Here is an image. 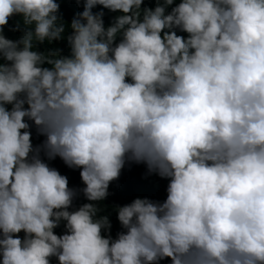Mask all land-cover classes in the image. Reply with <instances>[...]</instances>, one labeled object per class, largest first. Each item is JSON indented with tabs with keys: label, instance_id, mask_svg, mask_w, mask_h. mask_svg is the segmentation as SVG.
Listing matches in <instances>:
<instances>
[{
	"label": "clouds",
	"instance_id": "clouds-1",
	"mask_svg": "<svg viewBox=\"0 0 264 264\" xmlns=\"http://www.w3.org/2000/svg\"><path fill=\"white\" fill-rule=\"evenodd\" d=\"M165 259L264 264V0H0V264Z\"/></svg>",
	"mask_w": 264,
	"mask_h": 264
},
{
	"label": "trees",
	"instance_id": "trees-1",
	"mask_svg": "<svg viewBox=\"0 0 264 264\" xmlns=\"http://www.w3.org/2000/svg\"><path fill=\"white\" fill-rule=\"evenodd\" d=\"M10 107V106H9ZM31 124V122H29ZM32 141L34 146H39L43 143L45 137L37 132L34 125L31 127ZM43 155V154H42ZM45 160L51 167H55L60 171L62 175H66L69 181V187L75 189H81L84 187L81 178L80 170L69 168L61 158L56 157L54 160ZM168 180L161 178L159 175L147 173V166L143 163H126L125 167L121 171L118 180L113 181L109 187V196L103 202L107 205L106 214H109L112 223L111 234L113 237L121 231L120 223L117 219V214L113 211V207L116 205L123 206L130 203L133 199L140 197H148L153 200L163 201L166 199V187ZM86 199L83 193H78L77 197L73 201L74 207H79L81 204L86 203ZM64 231V227L62 226ZM23 237V233L19 234ZM160 264H170L169 259H165Z\"/></svg>",
	"mask_w": 264,
	"mask_h": 264
}]
</instances>
